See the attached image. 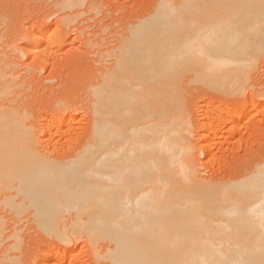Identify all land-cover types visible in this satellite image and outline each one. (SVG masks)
<instances>
[{"label": "bare ground", "instance_id": "1", "mask_svg": "<svg viewBox=\"0 0 264 264\" xmlns=\"http://www.w3.org/2000/svg\"><path fill=\"white\" fill-rule=\"evenodd\" d=\"M5 2L0 0V209L16 217L31 214L59 240L85 238L95 259L108 264H264V150L230 162L236 144L244 143L240 126L252 106L243 102L236 111L225 100L201 104L203 146L197 149L196 118L191 122L184 87L203 82L222 96L251 83L264 56V0H154L149 12L132 13L115 49L102 54L113 58L111 66L86 81L90 122L84 134L75 129L85 120L75 110L78 100L65 102L66 110L55 102L49 117L32 123L38 109L21 100L26 83L12 77L5 56L22 51L40 63L47 55L61 59L68 45L60 44L61 26L46 22L26 28L21 51L6 42L7 28L15 27ZM85 2L59 5L65 11ZM60 21L69 25L65 17ZM263 104L257 101L255 108ZM254 125L251 131L260 137L264 123ZM230 126L231 137L241 138L232 137L229 148L223 131ZM80 135L77 147H55L56 156L50 154L51 140L66 137L67 146ZM214 147L212 162L220 169L205 178L198 157L209 158ZM68 256L51 249L32 262L6 264H64Z\"/></svg>", "mask_w": 264, "mask_h": 264}, {"label": "rangeland", "instance_id": "2", "mask_svg": "<svg viewBox=\"0 0 264 264\" xmlns=\"http://www.w3.org/2000/svg\"><path fill=\"white\" fill-rule=\"evenodd\" d=\"M2 1L4 2L6 1L5 3L7 4L6 5L7 12H10V15L13 17L14 21L12 22V26L15 27L12 29L7 28L8 30L4 34L6 38L5 39L6 42L17 43L16 45L20 48L19 50L21 51V48L26 47V43H27L26 42L27 40L21 39L22 38L21 36L23 32L26 31V28L28 27L27 29H29L30 27V29L32 28L37 29L39 25L46 22L48 24H51L53 29H58L60 28L59 26H61L60 29L62 30V33H61L60 44L68 45V49H65L64 53L61 52L60 54V56L62 55V58L64 59L62 58L59 59V54L57 56L53 54L54 57H52L51 55L50 58L47 55L49 59L46 58L47 57L46 56L45 57L46 59L44 58V60L40 61L41 64L38 63L37 61H36L37 63L32 61L33 59L25 56L23 54L24 52L22 51L19 52V54L21 55L17 53V54H10L5 56V59L7 58L5 62L12 63V67L10 68V71L12 72L11 73L12 77H17L16 78L17 81L23 80L25 81L24 83H26L24 84V86L26 87H23V91H22L25 93L24 94L22 93L23 98L21 97V100L22 101L24 100L23 101L24 103L31 102V104H33V107L35 108L37 107L36 109H38L37 112H35V116L33 117L34 120L36 119L35 122H32L33 119L31 120V122L37 123L38 119H40L39 121H41L42 119L44 120L47 117L46 115H48L49 117L50 108L56 104L55 102L58 103L57 106L59 105L58 106L59 108L62 109L65 108L64 110H66L68 108L66 107V103L68 101L70 102V100L71 101L78 100L79 103H81V105L80 107L78 106L77 108H75V110L78 112L80 116H85V120L83 124L80 123V125H76L75 129L77 130L79 129L78 133L84 134L89 129L88 124L90 122L89 121L90 117L87 112L88 109H86V107L88 108L87 105L90 100L91 91L90 89L87 88L86 83L90 82L91 81L90 79L92 78L94 79L96 73L100 69H102L103 66H104L103 68L107 66H111L110 64L113 62L112 61L113 58L111 59V57H104L102 54L105 51H107L106 49L108 48H109L108 51L110 49H115V46L117 44L116 43L117 36L118 38H120L122 37L121 33L124 34L125 32V29L123 30V27L124 24H126L127 22L124 23V21H129L130 18H134L133 14L135 15V17H137L141 13L142 14L147 13L152 8H155L154 6L156 4H154V0H85L86 1L84 3L85 5H83L81 8L73 9V10H65V11H61L59 0H2ZM92 3L93 4L96 3L97 5H99V7L101 6L103 7L102 9H99V11L95 10L94 8L92 9L90 7ZM64 17L69 21V25L67 24L64 25V23L60 21V19ZM121 19L122 20L125 19V20L122 21ZM121 22L123 23V25ZM121 26H123L122 29L120 28ZM105 29H108V31ZM121 30H123V32ZM114 31H116V33H114ZM53 58L55 59L53 60ZM47 59L50 60L48 63H42ZM53 61L54 63H52ZM257 67L258 68H256V71L258 73L255 71L256 73H254L251 83H248L246 86L244 85V87L242 86L240 88L237 87L236 90L232 89L233 91H230L226 95H222V96H220L221 94L220 93L218 94V92H216L213 88L204 85L203 82H193V83L186 82L188 84H186L187 86L185 85L184 87L186 90L185 97H186V104H188L187 106L189 108L188 110L189 117L191 122H193V120L196 118L195 121L193 122V125H195L196 127V133H195L196 136H194L192 139L196 141H192V142L193 144L195 143L194 145L197 149L200 148V145L203 146V141L202 139H200L201 136H199L202 134L201 132V129L203 128L202 122L204 121L203 113L201 112L200 105L201 104L203 105L205 104L204 102H208L211 100H213L214 104H218L220 101L225 100L223 103L229 104V106H231L233 109L236 108V111H238V108H240V106L242 105L241 103L244 102V104L245 103L250 104L252 107L249 106V112L255 114V115H253L252 113L248 114V115H252L251 117L256 116V114L258 115L259 112H260L259 114H261L262 113L261 111H263V113L260 115L259 118L256 117L257 119L254 118V120L252 121V118L250 117L251 119L249 118L248 122L241 123L240 127L243 128V130L240 129V131L243 133L242 136H244L243 137L244 143L240 144L241 146L239 144H236L235 147L234 145H232V141H233L232 139H236L239 137L238 138L239 140L241 138L240 137L241 135L239 133H237L238 137L237 136L236 137L232 136L233 138L231 137L230 130L232 126H230L229 128L227 127V129L225 128V130L223 131V133L225 132L224 133L225 137H227V139L225 140L226 141L225 145L228 147L227 144L231 143L229 145V148L231 145L234 147V151L233 153H231L230 157L231 156L234 157L236 153L235 155L236 157H234L232 160L230 159L231 160L230 162L237 163L238 161H240V159L243 160L246 156H251L255 152H259V150L262 148H263L262 150H264V134H263L264 126L262 127L263 130L259 133L261 134L260 137L256 134V132L253 133L251 131L254 124L258 123L260 125L264 123L263 121L264 106H262L260 110L256 109L260 107L255 108V104L257 103V101L260 100L264 101V97H262L264 96V56L259 58V60L257 61ZM92 74L94 76H90ZM25 88L28 90H26ZM86 89L88 91H86ZM260 93L262 94L258 95ZM224 96L225 99H223ZM88 97L89 100L87 101ZM34 100H36L37 102H35ZM59 101L63 103H59ZM198 123L201 125H199ZM247 126L249 127V130H247L248 129L246 128ZM248 131L249 132L251 131L252 134L248 133ZM245 132L248 135L250 134V136H248ZM255 135H257V138L255 137ZM83 137L80 135V138L75 139L71 143V145L68 144L67 146H66V142H67L66 137L63 138L64 140L59 139L58 140L59 143L57 141L54 142L53 140H51L50 141L51 145L49 144L48 150L49 151L51 150L50 154H52L55 147L67 148L72 146L75 148L79 144H81ZM42 139L45 140L46 135L45 136L43 135ZM238 140L236 139V141ZM241 147L245 151H243ZM213 149H214L213 151H215L216 147H214ZM251 149L253 150V152H251ZM214 153H216V151L211 153L210 155L208 154L209 158L207 157V155L206 156L202 155L201 157H198L200 160L198 164L200 163L199 166L201 167L200 168L201 174L205 178H207L208 176L214 177L215 175H216L215 177H217L218 175V171H219L218 169H220V165L216 164L215 166L214 162H212L213 161L212 154ZM196 154L198 155L197 152H195V155ZM221 155L222 154H220V157L222 159L223 155L222 156ZM53 156H56V154H54ZM221 173L222 172L220 171L219 174L221 175ZM69 218L70 217H68V219L66 220L67 224L71 220V218L70 219ZM0 225L2 227L1 228L2 244H0L1 245L0 264H6L15 261L23 262L24 260L31 261L29 259H32L33 261V258H36V256L42 254L44 251L48 252L51 249L52 250L54 249L55 251L59 250V253L69 252L68 259L64 264H106L107 263L105 260L97 261L95 259L93 252L90 250L91 248L86 242L85 238H81V239L77 238V240L75 238L74 241L70 242V240L62 241L56 238L55 236H50L35 223V221L31 217V214L29 213H24L20 217H16L13 213H10L7 210L3 211L0 209ZM4 236L6 238H4ZM100 248H99L100 251L99 253L103 254V252L105 251L103 249L105 248L104 244ZM51 261L52 260L46 261L43 264H51Z\"/></svg>", "mask_w": 264, "mask_h": 264}]
</instances>
